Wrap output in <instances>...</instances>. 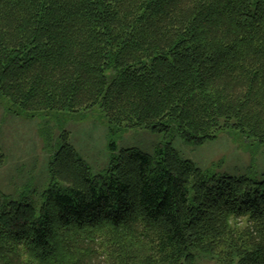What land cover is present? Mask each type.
<instances>
[{
  "label": "trees",
  "instance_id": "16d2710c",
  "mask_svg": "<svg viewBox=\"0 0 264 264\" xmlns=\"http://www.w3.org/2000/svg\"><path fill=\"white\" fill-rule=\"evenodd\" d=\"M0 95L28 116L99 107L121 129L264 143V0H0ZM68 138L39 210L0 190V264H264V178L114 141L96 176Z\"/></svg>",
  "mask_w": 264,
  "mask_h": 264
},
{
  "label": "rangeland",
  "instance_id": "374dc122",
  "mask_svg": "<svg viewBox=\"0 0 264 264\" xmlns=\"http://www.w3.org/2000/svg\"><path fill=\"white\" fill-rule=\"evenodd\" d=\"M64 132L96 176L106 174L114 141L117 152L133 147L154 153L159 146L170 144L183 158L211 174L264 178V143L237 132H221L198 144L187 141L173 127L154 130L112 126L99 107L28 116L0 95V145L6 157L0 166V190L18 200L32 201L39 210L41 194L51 182L49 163L63 142ZM196 264L219 262L200 253Z\"/></svg>",
  "mask_w": 264,
  "mask_h": 264
}]
</instances>
